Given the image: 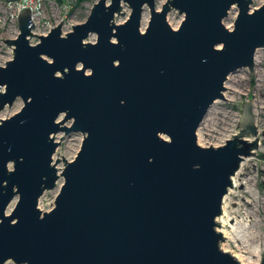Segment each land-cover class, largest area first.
Here are the masks:
<instances>
[{"label": "water", "instance_id": "1", "mask_svg": "<svg viewBox=\"0 0 264 264\" xmlns=\"http://www.w3.org/2000/svg\"><path fill=\"white\" fill-rule=\"evenodd\" d=\"M252 4L98 0L85 22L64 33L62 20L36 45L31 10L19 13L20 34L2 39L13 58L0 65V112L23 102L0 118V264H240L216 228L232 177L259 147L253 104L243 102L223 145L201 146L197 131L228 76L254 73L264 4ZM173 9L183 15L175 29ZM72 133L82 145L73 160L62 155L59 174L54 155ZM60 176L55 206L42 211Z\"/></svg>", "mask_w": 264, "mask_h": 264}, {"label": "rangeland", "instance_id": "2", "mask_svg": "<svg viewBox=\"0 0 264 264\" xmlns=\"http://www.w3.org/2000/svg\"><path fill=\"white\" fill-rule=\"evenodd\" d=\"M98 0H24L26 5H36L43 9V15L47 19H51L54 23L58 21H64L63 32H69L72 30V25L83 23L88 18L91 8ZM167 0H156V9L160 10L162 5ZM252 8H258L264 4V0H252ZM124 16H120L116 23L120 24L125 22L130 13L131 8L128 5H124ZM145 13L147 15V22L143 31L147 28L150 20V11L148 7H145ZM238 14V8L233 6L228 16L224 19V25L229 29L234 26V21ZM183 15H180L177 10H171L167 16L168 23L172 28H178ZM143 28V27H142ZM96 35H92L88 38L89 42H95ZM86 73H89L87 71ZM226 91L224 92V100H217L209 109L207 115L202 121L197 131L198 143L201 146H220L225 141L232 137V134L238 132L237 125H239V119L243 110V102L251 101L253 104V111L255 114V120L258 128V137L261 145L259 144L256 150L255 156L245 158L241 167L240 178L241 181L234 188L235 193L224 197L226 198V204L230 207H235L237 203L240 206V214L244 211L250 212L254 216V220L247 222L244 219H238L229 221L227 229L231 234V239L224 237V241L220 243L221 249L223 246L229 250L244 251L247 257L252 260H257L256 264H259L262 254L264 255V227H259V236L262 238L259 242H250L248 240V231H255L254 223L264 224V49H259L255 55V69L253 75L249 74L247 68L238 70L237 72L230 74L225 82ZM236 101V102H235ZM23 102L21 99L12 106H7L0 112V118L5 119L13 116L21 110ZM256 112V113H255ZM63 115L60 116V120ZM72 121L66 122V125H70ZM63 133L56 135V139L59 140ZM83 135L82 133H72L66 136L62 141L61 146L57 149L54 155V161L60 159V163L57 164L59 174H61L64 168L63 157L71 161L76 157V153L82 145ZM259 142V143H260ZM10 167H12L10 165ZM64 183V178L60 176L57 182L56 188L53 190L45 191L39 200V208L42 211H49L55 206L56 197ZM232 198V200H231ZM17 197L11 202L7 213H10L14 208ZM248 201H253L252 205ZM224 205V201H223ZM223 209V207H222ZM223 213V212H222ZM218 222V219H217ZM220 225L216 228L219 231ZM233 238H235L234 241ZM229 243V244H228ZM247 248V249H246ZM262 249L260 256H254L250 250ZM223 250V249H222ZM5 264H15L9 260Z\"/></svg>", "mask_w": 264, "mask_h": 264}, {"label": "built area", "instance_id": "3", "mask_svg": "<svg viewBox=\"0 0 264 264\" xmlns=\"http://www.w3.org/2000/svg\"><path fill=\"white\" fill-rule=\"evenodd\" d=\"M26 8L31 10V18L34 23L33 35L29 37L30 44L36 45L40 42L38 36H46L53 29L57 22L47 19L43 15V9L34 5L24 4V0H0V65L4 66L6 61L13 58V50L3 40L16 39L20 34L18 16ZM3 39V40H2Z\"/></svg>", "mask_w": 264, "mask_h": 264}, {"label": "bare ground", "instance_id": "4", "mask_svg": "<svg viewBox=\"0 0 264 264\" xmlns=\"http://www.w3.org/2000/svg\"><path fill=\"white\" fill-rule=\"evenodd\" d=\"M146 22H147V15L144 11L143 18H142V27H143L141 29L142 31L144 29ZM256 126H257V124H256ZM259 142H260V139H259ZM259 144L261 145V142ZM244 165L245 164L243 163L242 167ZM240 174H241V170H239L232 177V183H233L232 188L236 187L238 185V183L241 181V178L239 177ZM232 193H235L234 189H230L229 195L231 196ZM231 200H232V198H231ZM248 203L252 205L253 201H248ZM235 204H236L235 207L234 206L230 207L228 204H226V198H225L224 199V205H223V213L220 217H218V222L220 225L219 232L223 235V237H225L227 239H231V234L227 229V225H229L230 220L231 221H233V220L237 221L238 219H244L247 222L250 221L249 219H251L252 221L254 220V216L248 211H244V212H242V214H240V211H241L240 206L237 203H235ZM254 225H255V231H248V240L252 243L259 242L262 240V238L259 236V227H264V224H262V223H259V225L257 223H254ZM234 239L235 238H233V240ZM234 241H236V240H234ZM222 249H223V251L230 253L234 257V259L236 261H238L240 264H256L257 263V260H252L250 257H247L244 254V253H246L244 251L242 252V251H238V250H229V249H226L224 246ZM250 251L254 256H257V257L262 254V249L261 250L253 249Z\"/></svg>", "mask_w": 264, "mask_h": 264}]
</instances>
